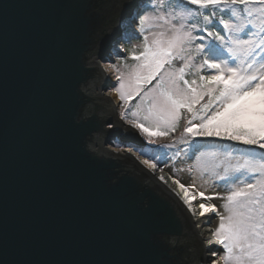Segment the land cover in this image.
Wrapping results in <instances>:
<instances>
[{"label":"water","instance_id":"obj_1","mask_svg":"<svg viewBox=\"0 0 264 264\" xmlns=\"http://www.w3.org/2000/svg\"><path fill=\"white\" fill-rule=\"evenodd\" d=\"M133 2L0 0L5 264H134V237L151 241L153 264L209 260L179 198L137 157L109 150L146 145L120 124L102 70Z\"/></svg>","mask_w":264,"mask_h":264},{"label":"snow or ice","instance_id":"obj_2","mask_svg":"<svg viewBox=\"0 0 264 264\" xmlns=\"http://www.w3.org/2000/svg\"><path fill=\"white\" fill-rule=\"evenodd\" d=\"M129 8L121 43L131 46L118 47V60L105 65L118 81L114 92L123 118L150 144L185 146L174 155L183 152L201 173L211 171L222 181V211L195 182L172 181L193 215L219 216L208 243L219 246L214 256L218 250L222 255L210 264H264V0H134ZM5 46L0 31V49ZM210 139L260 151L232 147L226 163H212L215 153L201 151ZM154 160L142 163L156 172ZM159 179L167 183L164 175ZM130 242L143 256L134 264H153L148 238Z\"/></svg>","mask_w":264,"mask_h":264},{"label":"rangeland","instance_id":"obj_3","mask_svg":"<svg viewBox=\"0 0 264 264\" xmlns=\"http://www.w3.org/2000/svg\"><path fill=\"white\" fill-rule=\"evenodd\" d=\"M132 43L136 44V43H139V41H133ZM127 45H128L127 43H121V42L116 43L115 47L112 51L113 55H112L111 61L102 64L103 67L105 68V65L112 62L113 59L118 60V58L116 57V49L118 47L125 48ZM188 78L190 79L192 77L189 76ZM153 83H155V82H153ZM115 86H118V81H116V79H115V73L111 72V80H109L107 92H108V94L116 96V98L118 100L119 107L121 108L122 102L119 101L118 96L114 92ZM148 87H151V85H149ZM138 100H139V97L132 100L130 103L134 106ZM120 112H122V111H120ZM121 116H122V114H121ZM122 118H123V116H122ZM129 118H131V117L129 116ZM124 120L127 121L126 119H124ZM138 132L142 138V141H144L145 143H148L147 139L143 136V134H141L139 130H138ZM167 142L168 141L161 140L160 143H157V144L148 143L152 147H159L161 149V151L159 153H156L155 155L150 154V152H149V154H147L148 151L144 149L145 147H142L140 149L127 147L125 145H122L118 140L114 141L112 146H109V147L116 148L117 150H129V151L137 154L143 160L144 159L152 160L153 158H155L154 162L157 163V167L161 166L163 168L170 169L177 178H179L180 180H184V181L186 180V182H188L187 185L195 182L197 188L200 191H204L205 194L211 195L215 199H217V197H218V200H217L218 202L223 201L222 197L224 195H226V193L223 192V190L219 187V185L222 183V181L217 180L211 171L201 173L199 171V169L197 168V161L188 159V157L185 156L183 152H181L179 156L174 155L177 152L178 148H183L185 146L178 145L177 148H172V149L161 148V144L167 143ZM206 143H208L210 146L207 148L201 149V151L206 153V154L215 153L216 159L214 161H210L212 163H220L221 161H225V157L229 155L232 147L241 148V149H244L245 151H260L259 149H256L254 147L235 144L234 142L226 141V140L210 139V140L206 141ZM212 145H215V146H212ZM220 145H222V147H219ZM146 146H148V145H146ZM197 155H199V153ZM231 155L234 158L236 157V153H231ZM232 162L235 163V159H233ZM225 163H226V161H225ZM189 168H193L194 170L189 171L188 170ZM218 170L219 169H217V171ZM217 201H215V202H217ZM218 226H219V216L217 214H215L212 218L211 226H209L210 230L207 233V237L209 240L212 239V235ZM212 244H213V249H211V251L208 253H209V256L212 255L213 257L211 256L206 264H210L211 261L216 260L220 255H222L221 250L216 251L215 256L213 255V250L219 249V246L215 245L214 243H212Z\"/></svg>","mask_w":264,"mask_h":264},{"label":"bare ground","instance_id":"obj_4","mask_svg":"<svg viewBox=\"0 0 264 264\" xmlns=\"http://www.w3.org/2000/svg\"><path fill=\"white\" fill-rule=\"evenodd\" d=\"M122 30H123V24H122ZM113 55V53H112ZM103 70V74L105 76L106 79L108 80H111V72L110 71H106L105 68L102 69ZM109 96V99L111 100L112 104L114 107H116L118 105V100L116 98V96H113L111 94H108ZM119 115L121 116V112H120V109H119ZM120 124L122 125L123 128L127 129V130H130L131 132H133L134 134H136V136H139V132L136 128H134L132 125L128 124L127 121L123 120V119H120ZM116 141V140H115ZM114 142V141H113ZM112 146V145H110ZM109 150L111 151H114L116 153H123V154H131L133 157H137L136 159L139 160L138 162L139 163H142L143 159L141 157H139L137 154L129 151V150H117L116 148H109ZM142 165L147 168L146 165H144L142 163ZM160 168H163L161 166H158L157 167V171L156 172H153L151 169L147 168L148 172L153 174L156 178V181L158 182L160 179H159V176L160 175H164L165 176V179L167 181V183H165L164 181H161L163 182L164 184L162 185L170 194H172L173 196H176L177 198H179L178 200L180 201L181 203V206L184 208V210L187 212V214L189 215L192 223H193V226L199 236V238L201 239V241L203 242V244L205 245V248H206V255L204 257V261L209 257H211L212 255L209 256V253L211 251V249H213V244H210L208 243L209 239L207 237V233L208 231L210 230L209 226H211V222H212V218L213 216L216 214V213H206L204 216H197V215H193L188 209H187V206L183 203V200L181 198V196L178 194L179 193V189L176 185H174L172 183L173 179H179L177 178L173 172L168 169V168H163V172L161 173L159 171ZM180 180V179H179ZM181 183H185L186 186L188 184V182H186V180H180ZM206 196H208L207 194H205ZM218 200V197L217 199H213L212 201H210V203H213L216 205L217 209L219 211H222V203L223 201H217ZM217 201V202H215ZM200 201L199 200H196L194 201L193 203L194 204H198ZM210 249V250H209ZM208 253V254H207ZM213 257V256H212ZM205 264V263H204Z\"/></svg>","mask_w":264,"mask_h":264},{"label":"trees","instance_id":"obj_5","mask_svg":"<svg viewBox=\"0 0 264 264\" xmlns=\"http://www.w3.org/2000/svg\"><path fill=\"white\" fill-rule=\"evenodd\" d=\"M193 7H195V6H193ZM220 15H222L221 13H217V16L219 17ZM225 18H228V17H225ZM216 30H219V29H216ZM223 34V33H222ZM131 45H127L126 46V48L127 47H130ZM203 74H207V71L205 70V72L203 73ZM148 146H145V150H147L148 151V153L147 154H149V152H150V154H152V155H155L156 153H159L160 151H161V149L159 148V147H152L151 145H149V144H147ZM150 146V147H149Z\"/></svg>","mask_w":264,"mask_h":264}]
</instances>
